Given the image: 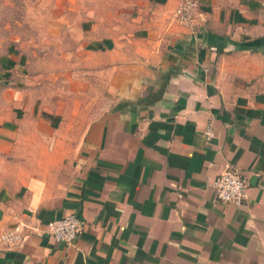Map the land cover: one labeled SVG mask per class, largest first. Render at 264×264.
<instances>
[{
  "label": "crops",
  "instance_id": "obj_1",
  "mask_svg": "<svg viewBox=\"0 0 264 264\" xmlns=\"http://www.w3.org/2000/svg\"><path fill=\"white\" fill-rule=\"evenodd\" d=\"M77 45L105 105L74 131L35 108L25 54L0 40V236L22 234L0 264H264V0H97ZM224 165L239 206L215 197ZM67 213L81 231L54 242Z\"/></svg>",
  "mask_w": 264,
  "mask_h": 264
},
{
  "label": "rangeland",
  "instance_id": "obj_2",
  "mask_svg": "<svg viewBox=\"0 0 264 264\" xmlns=\"http://www.w3.org/2000/svg\"><path fill=\"white\" fill-rule=\"evenodd\" d=\"M96 1L0 0V40L25 54L23 86L30 97L38 96L33 105L59 113L63 128L74 131L105 105L96 86H79L77 25L94 13Z\"/></svg>",
  "mask_w": 264,
  "mask_h": 264
},
{
  "label": "built area",
  "instance_id": "obj_3",
  "mask_svg": "<svg viewBox=\"0 0 264 264\" xmlns=\"http://www.w3.org/2000/svg\"><path fill=\"white\" fill-rule=\"evenodd\" d=\"M193 5L192 2L186 1L180 3L175 13L185 21L188 19V10ZM203 135L206 140L213 137V129L208 123ZM212 186L215 191V197L222 203L239 206L247 197V183L239 172L224 165L223 168L215 175ZM46 233L53 239L54 242L70 244L78 236L82 228V222L73 213H67L63 216L49 220L46 224ZM20 229L15 226L12 229L5 231L0 236V241L4 245L16 244L21 238Z\"/></svg>",
  "mask_w": 264,
  "mask_h": 264
}]
</instances>
